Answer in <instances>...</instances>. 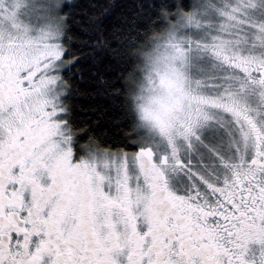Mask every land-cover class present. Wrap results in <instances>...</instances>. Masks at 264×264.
Instances as JSON below:
<instances>
[{
    "label": "snow or ice",
    "instance_id": "snow-or-ice-1",
    "mask_svg": "<svg viewBox=\"0 0 264 264\" xmlns=\"http://www.w3.org/2000/svg\"><path fill=\"white\" fill-rule=\"evenodd\" d=\"M0 264H264V0H0Z\"/></svg>",
    "mask_w": 264,
    "mask_h": 264
},
{
    "label": "trees",
    "instance_id": "trees-1",
    "mask_svg": "<svg viewBox=\"0 0 264 264\" xmlns=\"http://www.w3.org/2000/svg\"><path fill=\"white\" fill-rule=\"evenodd\" d=\"M113 2L120 3L122 0H113Z\"/></svg>",
    "mask_w": 264,
    "mask_h": 264
}]
</instances>
